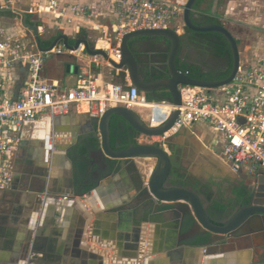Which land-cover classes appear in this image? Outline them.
Here are the masks:
<instances>
[{"label": "crops", "instance_id": "1", "mask_svg": "<svg viewBox=\"0 0 264 264\" xmlns=\"http://www.w3.org/2000/svg\"><path fill=\"white\" fill-rule=\"evenodd\" d=\"M171 1L183 4L186 0ZM51 2L56 5L50 9ZM116 3L117 0H23L13 8L20 24L13 11L0 10V18L14 19L13 25L1 30L15 32L25 45L30 40L35 42L32 30L23 26L24 13L27 24H40V42L63 34L73 45L78 37H84L94 49L106 51L118 62L106 36L95 30V26L110 25L111 8ZM71 6L84 7L87 15L74 16L68 10ZM63 9L65 12L59 16ZM192 17L196 22L213 19L224 25L237 41L239 65L259 62L264 69V0H198ZM55 26L58 30L54 34L43 35L45 28L52 30ZM174 30L181 42L177 59L184 62L182 47L189 50L193 44L183 42V21ZM61 46L64 47L60 40L52 49ZM169 46L167 39L153 36L133 38L128 43L144 77L148 75L146 71L162 72L166 68ZM211 54L210 64L217 62L220 68L227 67L226 56L218 58L213 51ZM96 59L102 58L88 56L82 45L74 56L52 53L43 76L70 88L75 84L73 67H87L102 83L129 82L124 69H112L105 60ZM66 65H70L69 73ZM6 80L14 83V72H9ZM135 108L131 110L137 113ZM159 108L167 110L162 105L156 110ZM95 117L85 106H72L65 115L52 118L40 114L22 126L17 147L5 156L13 182L10 189L0 191V264H264V229L228 238L207 233L213 243L198 245L197 235L189 231L192 219L184 215L183 209L149 197L146 184L152 168L148 159H115L101 154ZM123 124L110 123L113 149L147 144V138H151ZM196 125L207 130L194 131ZM196 125L170 138L183 144L193 161L212 169L203 177L218 187L214 203L222 206L223 196L236 192L244 177L233 173L212 152L214 132L205 124ZM185 135L186 139H182ZM63 196L67 200H62ZM205 197L210 198L209 194ZM29 246L34 252L27 250Z\"/></svg>", "mask_w": 264, "mask_h": 264}, {"label": "built area", "instance_id": "2", "mask_svg": "<svg viewBox=\"0 0 264 264\" xmlns=\"http://www.w3.org/2000/svg\"><path fill=\"white\" fill-rule=\"evenodd\" d=\"M23 0H0V10H13ZM51 2L50 9L55 6ZM71 14L84 17V7H68ZM31 13V10H27ZM65 10L59 12V16ZM183 4L171 0H117L111 8L110 25L95 26L111 46L110 52L118 60L119 44L124 34L137 30L175 29L182 23ZM40 29V27H37ZM69 56L76 51L64 47L41 51L34 40L23 44L15 32L0 29V191L11 188L13 175L5 156L18 145V133L40 114L58 117L68 113L72 106H85L99 117L112 107H146L151 110L150 127L165 123L173 110L179 114L173 125L163 133L165 142L184 128L196 124L207 125L215 134L212 152L236 175L251 181L264 176V69L261 63L238 66L231 82L217 89L180 86L181 103L174 106L165 102L149 101L144 93L127 83H102L87 67L75 74V84L61 87L46 79L43 68L50 54ZM26 67L24 73L23 68ZM14 72V83H7L9 72ZM21 73H24L23 77ZM164 106L167 111H157ZM62 200H67L66 196Z\"/></svg>", "mask_w": 264, "mask_h": 264}, {"label": "water", "instance_id": "3", "mask_svg": "<svg viewBox=\"0 0 264 264\" xmlns=\"http://www.w3.org/2000/svg\"><path fill=\"white\" fill-rule=\"evenodd\" d=\"M198 0H186L183 3L182 21L184 28L199 32H213L222 36L232 54V68L230 74L221 80L207 81L195 80L189 75L178 70L176 60L180 49V35L174 29H157V30H137L124 34L119 44L118 62L109 57L106 51L102 49H94L84 37H78L73 45L68 44V38L60 34L51 43L48 48L40 46V37L38 36L37 26L39 23L31 26L26 23V15L22 13L23 26L32 30L36 42V46L41 51L51 50L58 45L61 40L65 49L77 51L83 46V51L90 57H101L112 69L125 70L127 79L131 85L135 86L140 92L144 93L150 99L156 102H165L174 106L181 103L180 86L197 87L205 89H217L231 82L239 66V50L238 44L230 31L221 24H201L195 25L192 21V11ZM163 37L170 43L169 51L166 58V76L153 81L145 82L139 73V67L133 54L131 53L128 43L131 39L137 37ZM24 73L26 67L23 68ZM70 65H66V72L69 73ZM72 72L77 73V67H73ZM24 73L21 74L23 77ZM179 111L173 110L168 120L158 127H150L145 125L141 117L133 110L125 107H112L107 109L99 117H95V124L98 126L100 136V151L104 157L115 159H155L157 161L155 167L149 173L146 190L150 198L155 199L159 203H164L170 207H178L183 209L185 216L192 219V226L189 228L191 234L197 235L198 245L209 246L213 243L208 239L211 233L219 235L221 238L230 236L246 235L258 232L264 229V176L257 179L256 187H252L253 193L247 194L244 199L248 204L238 206L230 214L225 217L221 215V219L213 220L209 218L205 211L201 199L190 189L181 187L167 188L166 183L170 178L171 164L167 151L161 147L152 144H130L123 149H113L110 145V123L113 121L115 125L125 123L130 126L136 133L147 137L161 136L173 125ZM252 195V197H251ZM207 237H206V236ZM30 246L28 251L31 250Z\"/></svg>", "mask_w": 264, "mask_h": 264}, {"label": "flooded vegetation", "instance_id": "4", "mask_svg": "<svg viewBox=\"0 0 264 264\" xmlns=\"http://www.w3.org/2000/svg\"><path fill=\"white\" fill-rule=\"evenodd\" d=\"M146 72L148 73L147 76H149L150 78H154V76L159 74L158 71L154 72V70H149ZM165 76H166V72H163L162 76H159L157 79L164 78ZM123 125H124L123 123L119 124V126H123ZM170 139H174V138H168L166 143L161 144L164 147V149L167 151L169 155L170 164H171L170 178L166 183L167 188L181 187V188L190 189L201 199V202L203 206L205 207V211L207 215L209 216V218L213 220L218 219V221L221 219V215L225 217L228 213L230 214L231 212H233V210L236 209V207L238 206L240 207L245 204H248V201L244 199V197L249 193H253V190H252L253 185L249 179L243 178L236 192H233V190L229 191L230 195L233 194L232 197L230 195L223 196L224 200H221L220 202L223 207V212L222 213L219 212L216 207L217 205H220V204L214 203V199L218 196V193L216 190L218 189V187L215 186L213 182L210 181V179H207L203 176L197 177V176H194L188 173V171L186 170V168H184L182 164V157L180 155L179 149L169 143ZM156 163L157 161L155 160V165ZM224 189H226V187H224ZM208 194L210 198H207V197L204 198V195L207 196ZM186 219L187 218H185V220Z\"/></svg>", "mask_w": 264, "mask_h": 264}, {"label": "rangeland", "instance_id": "5", "mask_svg": "<svg viewBox=\"0 0 264 264\" xmlns=\"http://www.w3.org/2000/svg\"><path fill=\"white\" fill-rule=\"evenodd\" d=\"M14 24V19L13 18H7V20L4 18H0V29L5 28L9 25ZM58 29L56 26L52 28V30L45 28L43 31L44 36H50L51 34H54ZM179 34V33H178ZM87 35H89L87 33ZM95 37V34L94 36ZM200 44H204V39H200ZM211 51L207 47H200L199 46H192L189 48V50L183 46L182 47V52H181V60L184 61V63L188 64L189 66H196L197 68L200 69L201 72L204 74H209V73H215L219 71L221 68L219 67V63L212 62L210 64V57L212 58ZM97 61L100 60V62H105L103 59H96ZM216 60V59H215ZM99 62V61H98ZM105 64V63H104ZM209 66L210 68L206 67ZM219 69V70H218ZM66 79V78H65ZM137 111L138 115L141 117L145 125L149 126L150 125V117H151V110L149 108H144V107H137L134 109ZM194 131H205L207 130L204 128L202 125H196L192 128ZM181 134L180 136H182ZM182 139H186V135L181 137ZM171 145H174L177 147L180 151V155L182 157V164L184 168L190 173L191 175H196L197 177H201L204 174L207 175L208 172H213L212 169H210L208 166H205L204 164L199 165L197 162L193 161L194 159L189 158V151L185 149V146L183 144H179V142L176 139H170L169 140ZM202 142H204V139H201ZM201 142V143H202ZM158 145L164 144L166 142L160 141V138L157 136L147 138V144H156ZM212 145H216V140L213 139ZM191 147V144H190ZM166 148V146H165ZM191 150V149H190ZM193 154H197V151L191 150ZM197 156V155H196ZM149 168H153L155 165V160L154 159H148L147 160ZM214 170V169H213ZM194 175V176H195ZM241 235H238L240 237Z\"/></svg>", "mask_w": 264, "mask_h": 264}, {"label": "trees", "instance_id": "6", "mask_svg": "<svg viewBox=\"0 0 264 264\" xmlns=\"http://www.w3.org/2000/svg\"><path fill=\"white\" fill-rule=\"evenodd\" d=\"M0 14H2V13H0ZM4 14H7V12H5ZM192 21L195 25H200V23L220 24V23H218V21L213 20V19L207 21V23H206L205 21L196 22L195 19L192 17ZM184 31L186 34V36L184 37V40H183L184 44H190V45L193 44L194 46L200 45V47H207L211 52L213 51L215 56L217 55L218 58L226 56V58H227L226 66L227 67L226 68L222 67L220 70L218 69L219 71H217L215 73L213 72V73H209V74H204L200 71L199 68L194 67V66H189L188 64H186L184 62H180V59L178 58L176 60V66H177L178 70L181 72L187 73V75H189L192 79H195V80L215 81V80H221V79L226 78L230 74V71L232 68V54H231L230 48H229L226 40L222 36H220L219 34L213 33V32L199 33V32L190 31L186 28H184ZM200 39H204L205 43L200 44L199 43ZM52 40H49L46 43L40 42V46L42 48H44V46H49L50 43L52 42ZM154 72H156V70H154ZM163 72H166V68L164 70H162V72H159V74L154 76V78H150L149 76L144 77L142 75H141V77L143 78V80L145 82H149V81L156 80L159 76H162ZM147 99L150 101L149 97ZM157 111H163V109L159 108V109H157ZM216 208L218 209L219 212H221V213L223 212L222 206L217 205Z\"/></svg>", "mask_w": 264, "mask_h": 264}, {"label": "bare ground", "instance_id": "7", "mask_svg": "<svg viewBox=\"0 0 264 264\" xmlns=\"http://www.w3.org/2000/svg\"><path fill=\"white\" fill-rule=\"evenodd\" d=\"M157 108V107H156Z\"/></svg>", "mask_w": 264, "mask_h": 264}]
</instances>
